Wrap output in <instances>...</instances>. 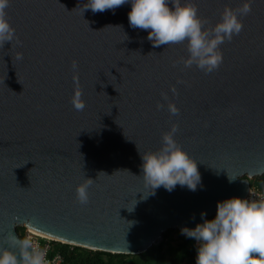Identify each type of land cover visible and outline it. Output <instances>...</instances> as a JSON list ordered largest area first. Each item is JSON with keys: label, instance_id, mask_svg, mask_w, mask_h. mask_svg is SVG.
Returning <instances> with one entry per match:
<instances>
[{"label": "water", "instance_id": "obj_1", "mask_svg": "<svg viewBox=\"0 0 264 264\" xmlns=\"http://www.w3.org/2000/svg\"><path fill=\"white\" fill-rule=\"evenodd\" d=\"M245 2L241 32L205 73L185 67L186 41L154 47L148 30L130 27V4L93 13L83 12L87 0H10L18 39L0 46V249L18 251L9 236L30 227L51 241L138 255L202 223L201 212L215 216L218 201L247 199L264 175V0H192L209 31ZM173 125L203 187L153 194L141 155L158 151ZM86 179L82 204L76 188Z\"/></svg>", "mask_w": 264, "mask_h": 264}, {"label": "clouds", "instance_id": "obj_2", "mask_svg": "<svg viewBox=\"0 0 264 264\" xmlns=\"http://www.w3.org/2000/svg\"><path fill=\"white\" fill-rule=\"evenodd\" d=\"M9 3L10 0H0L2 47L6 41L18 39L6 19L5 10ZM125 4L131 5L128 12L130 27L148 30L147 40L154 47L186 41L189 55L184 60L185 67L195 64L205 73L217 69L223 62L219 46L241 32L243 23L239 17L251 11L250 2H245L238 10L226 7L221 20L209 31L192 0H87L82 9L83 12L91 9L93 13L105 10L114 13L117 7ZM16 58L22 59V53L18 52ZM72 67L74 71L78 67L75 60ZM81 96L77 89L72 103L78 111L85 107ZM162 96L167 100L166 94L162 93ZM163 107V104H157L158 109ZM168 110L173 115L179 112L171 103ZM177 131L178 126L173 125L162 135L158 151L141 155L143 180L153 189V194L161 186L168 191L177 185L186 186L191 191L203 187L197 161L174 138ZM91 183L92 179H86L76 188L77 200L82 204L88 202ZM205 217L206 213L201 212L202 223H197L194 228L185 226L180 229L181 236L196 242L195 264H264V198L231 197L218 201L215 216L212 219ZM40 239H44L43 234L30 227L24 229L23 235L11 234L9 242L18 247V251L0 249V264H51L37 242Z\"/></svg>", "mask_w": 264, "mask_h": 264}, {"label": "trees", "instance_id": "obj_3", "mask_svg": "<svg viewBox=\"0 0 264 264\" xmlns=\"http://www.w3.org/2000/svg\"><path fill=\"white\" fill-rule=\"evenodd\" d=\"M259 179L264 181V175ZM21 229L19 228L18 231L20 235H23ZM167 233L164 237L167 236ZM163 240L153 245L148 251L138 255L113 254L51 241L52 251L50 255L53 256L55 252H60L63 257L62 264H176L175 260L166 258L168 253L165 251L166 244ZM41 241L45 242L46 240L41 239ZM194 242V240L186 239L182 245L176 248V250L182 251V257L186 258L189 264H195L196 246Z\"/></svg>", "mask_w": 264, "mask_h": 264}, {"label": "rangeland", "instance_id": "obj_4", "mask_svg": "<svg viewBox=\"0 0 264 264\" xmlns=\"http://www.w3.org/2000/svg\"><path fill=\"white\" fill-rule=\"evenodd\" d=\"M259 178L261 177H256L252 180V187L256 189H260L261 191L264 192V181H262ZM213 217L209 219H212ZM21 231L22 232L24 231L23 228L21 229ZM184 240H186V238L181 236L178 230L168 231L167 236L164 237L163 240L166 244L165 251L168 253L166 255L167 259L175 260L176 264H189L188 260L182 257V251L176 250L178 246L182 245V242H184Z\"/></svg>", "mask_w": 264, "mask_h": 264}, {"label": "built area", "instance_id": "obj_5", "mask_svg": "<svg viewBox=\"0 0 264 264\" xmlns=\"http://www.w3.org/2000/svg\"><path fill=\"white\" fill-rule=\"evenodd\" d=\"M262 198H264V192L254 187L251 188L250 193L247 197V199L249 200H259ZM44 239L46 240L45 242H42L41 239L38 240L37 242L39 243L40 248H42L46 252L47 259L51 262V264H62L63 263L62 254L60 252H55L53 256L50 255L52 251L51 240L46 239V238ZM34 240H36L35 237H34ZM194 243H195V246L197 247L196 242Z\"/></svg>", "mask_w": 264, "mask_h": 264}]
</instances>
